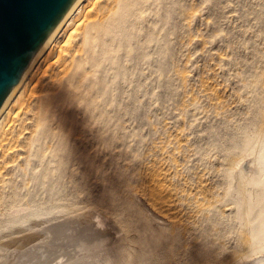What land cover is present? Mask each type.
<instances>
[{"label":"rangeland","instance_id":"374dc122","mask_svg":"<svg viewBox=\"0 0 264 264\" xmlns=\"http://www.w3.org/2000/svg\"><path fill=\"white\" fill-rule=\"evenodd\" d=\"M145 1L134 29L161 22L155 42L139 37L120 71L95 72L108 85L101 116L51 103L18 136L7 195L42 217L26 223L39 248L23 264H226L260 246L264 0Z\"/></svg>","mask_w":264,"mask_h":264},{"label":"bare ground","instance_id":"6f19581e","mask_svg":"<svg viewBox=\"0 0 264 264\" xmlns=\"http://www.w3.org/2000/svg\"><path fill=\"white\" fill-rule=\"evenodd\" d=\"M164 1L166 2V9L165 10L168 11L169 6L174 2V0H164ZM144 2H147V1H145V0H106L104 5L101 7V9L95 15V17L92 19L90 24L87 26V28L81 34V36L78 38V40L75 42L73 47L70 49V51L67 53V55L64 57V59L59 64V66L56 68V70L53 72V74L47 80L45 85L42 87V89L39 91V93L33 99L31 104L28 106V108L25 110V112L22 114V116L16 122L14 127L11 129V131L8 133V135L5 137V139L0 144V226L3 225L2 224L3 221L10 223L8 225L6 224L5 230L7 233L0 235V264H23L21 262H23L27 258L26 256L30 255V257H31V255L34 254L35 250H37L39 248L38 247L37 249H34L33 247L31 248L30 246H28L29 241L27 240L28 238L26 236V230H27L26 223H29L31 218L33 219V217L34 218L39 217L40 212H38L37 210L32 208L33 207V206H31L32 203H22L23 201L20 202L13 197H12V199H10L11 198V196H9L10 194L7 195L8 191L6 189H7V187L9 188V186L12 184V183H10L8 185V180H10L9 179L10 176L7 177L8 176L7 174L10 172L9 171L10 169L7 166L10 165V167H11L12 164H10V162L12 161V163H13V161H14L13 158H16V154L19 155L17 152L12 151V149L15 146L17 147L18 145L22 146V143H25L23 141L24 137H26V139H27L29 136L25 135L23 133L24 129L25 130H27L28 128L33 129V127L40 125L39 123L42 122L41 121L42 115L45 113V111L48 109V107H51V105H50L51 103L54 105H56V103H57V105H58V103H61V105H63V104H70L73 102H75L77 104V102H78L80 107L83 104V106H82L83 112H84V114H87V116H90V115L91 116L94 115L95 117L101 116L100 110L102 111V109H100V105L103 106L102 105L103 103L99 104V102L101 101L102 98H104V96L108 95V89H107L108 85L106 86V83H105L106 80L102 77H100V78L97 77L99 75V73H96V75L98 74L96 76L95 72L97 71V72L107 73L108 69L114 70L113 72L120 71L119 69L121 67V64H120L121 61L119 62V60L122 58L120 56L122 55V53H124V48H125V46H127L126 44L136 42L137 38L140 40V38H142V37H146V38H148V40L150 39L148 41V42H150V41H152V38L156 37V36H154V34H158V32L156 33V30H155L156 27L155 26L159 23H156V22H155V25H154V23L152 25H150L149 32H146L142 36H140L142 34V32H140L141 30H139V29L137 30V28L134 29L135 24L137 23V20L135 17L137 16V14L139 12V7H141V5L144 4ZM141 8H140V10L144 9V8H142V9ZM137 17H140V16L138 15ZM158 18H159V16H158ZM160 24H161V22H160ZM159 27H161V26H159ZM158 29H157V31H159ZM158 39L160 41V38H158ZM161 41L163 42V40H161ZM152 42H155V41L153 40ZM150 44L152 45V43H150ZM154 44L157 45L156 43H154ZM136 45H137V48L140 47L141 45L145 47V42L144 43L140 42L139 44L136 42ZM136 45L134 44L135 48H136ZM168 45H170V44H168ZM168 45H166V46L168 47ZM147 46L148 45H146V49H147ZM164 47H165V45H164ZM148 48H149V46H148ZM141 49H143V48H141ZM127 50H128V48H127ZM142 52L143 51L141 50L139 53H142ZM129 53H131V52H129ZM139 56H141V55L139 54ZM138 57H136V58H138ZM112 59H114L117 66L111 67ZM106 65H108V68ZM112 65L114 66V64H112ZM100 75H101V73H100ZM102 75H105V74L102 73ZM116 75H117V73H116ZM106 79H107V77H106ZM73 80H75V81L73 82ZM84 80H87V84L84 83ZM122 80H125V78ZM79 87H82V89H81L82 93L80 91L78 92ZM134 92H136V90ZM94 93H95V95H94ZM77 94L81 95V99L78 97ZM96 98H99V99L97 100ZM55 99H56V101H55ZM77 99H78V101H77ZM79 99L83 100V101H81V103H80ZM107 102H108V100H107ZM105 104H106V102H105ZM94 116H93V118L96 119L97 117L95 118ZM89 118L90 117H88V119ZM21 133H23L25 136L23 135V138H22L23 142L21 141L22 143L18 144V140H20V139H18V136ZM32 135H30V136H32ZM29 138H28V140H29ZM26 139H25V141H26ZM26 143H28V142L26 141ZM25 147L27 148L26 145L24 146V148H23V146L21 148L25 149ZM16 151H17V149H16ZM23 154L25 155L27 153L24 151ZM16 159H18V158H16ZM263 160H264V153H263ZM22 164H23V161H22ZM5 176L8 179H6ZM15 184H16V182H15ZM161 187L162 186L160 185V187L159 186L156 187L157 188L156 190H154L155 188L153 189L154 191H156V192H154L156 194L155 196L157 198L155 203L158 204L159 207L165 208V206H164L165 200H163V201L160 200V198L163 199V195L161 197V194H163L162 192L164 191V189L162 190ZM17 190H18V188H17ZM15 194H18V193L15 192ZM24 202H26V201L24 200ZM166 206H167V203H166ZM155 207H156V205H155ZM38 219L40 220V219H42V217L41 218L39 217L36 220H38ZM28 231H29V229H28ZM259 233H260V241L261 242H260V246H257V249L255 251H253L252 253H248V254H241L239 256L234 255L230 258L232 260L226 264H264V232H259ZM41 237H42V232L40 231L37 234L36 239L38 240ZM25 238H27V239H25ZM39 242H37V243H39ZM34 243H36V241ZM126 246L119 247L117 254L118 255H124V257L127 258L126 256L128 254L125 256V254H126L125 252L127 251V250H125V249H127ZM15 252H16L17 257L15 260H13V258L15 256ZM12 253L14 254L13 256H12ZM114 255H112L113 258L119 257L117 255H116V257H114ZM17 258H18V260H17ZM27 260H28V258H27ZM101 261H103V260H101ZM124 261H125V259H124ZM28 262H29V260H28ZM99 262L100 261H98V263ZM122 263H123V261H122ZM26 264H28V263L26 262Z\"/></svg>","mask_w":264,"mask_h":264},{"label":"water","instance_id":"95a60500","mask_svg":"<svg viewBox=\"0 0 264 264\" xmlns=\"http://www.w3.org/2000/svg\"><path fill=\"white\" fill-rule=\"evenodd\" d=\"M106 0H0V144Z\"/></svg>","mask_w":264,"mask_h":264}]
</instances>
